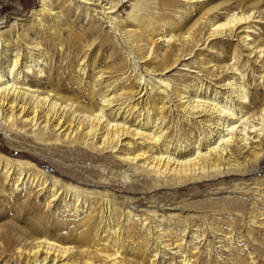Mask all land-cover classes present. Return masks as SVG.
I'll list each match as a JSON object with an SVG mask.
<instances>
[{
	"label": "bare ground",
	"instance_id": "bare-ground-1",
	"mask_svg": "<svg viewBox=\"0 0 264 264\" xmlns=\"http://www.w3.org/2000/svg\"><path fill=\"white\" fill-rule=\"evenodd\" d=\"M128 1L37 0L28 20L17 8L1 23L0 132L54 175L85 180L64 186L32 157L0 154V264H173L162 252L199 264L185 231L86 188L264 173V0H131L125 17ZM186 57L199 71L177 84L168 74Z\"/></svg>",
	"mask_w": 264,
	"mask_h": 264
},
{
	"label": "rangeland",
	"instance_id": "rangeland-1",
	"mask_svg": "<svg viewBox=\"0 0 264 264\" xmlns=\"http://www.w3.org/2000/svg\"><path fill=\"white\" fill-rule=\"evenodd\" d=\"M36 6L37 0H0V27L2 26L1 23L3 20H5L4 23L7 25L6 28L13 22L15 16L14 9L23 8V12H25L24 18L28 20L31 15L30 11ZM130 6L131 0L124 4L125 9L123 8L122 16L126 17L129 14L131 10ZM106 27L103 20H98L93 23L94 30L95 28L96 30L102 28L103 33L106 32ZM108 37L109 39L110 37L113 38V35L109 32ZM113 48L118 61L124 63L120 58L122 57L123 60V56L126 55V53L121 51V46L117 47V45L114 44ZM117 48L119 51L116 50ZM203 50L204 47H201L194 55H202L211 60L212 58L206 55L204 52L205 50ZM117 52H119V54ZM123 53L125 54L123 55ZM187 59L190 60L187 61ZM183 63L187 68L185 67V69H183L184 67L181 68L178 66L175 72H170V74H168L171 76V80L177 84L183 83V81L186 82L188 79L192 78L194 73H197L196 71H199L198 63L194 62L193 58L186 57ZM156 77L157 76L152 77L153 79L151 82H156L157 80H154ZM200 77L201 80L206 82V79L201 76V74ZM154 85H156V83H153V86ZM0 150L2 156L13 160L23 161L28 160L24 158V156H28L29 158L32 157L40 165L47 167L42 170L49 171L48 173L51 176H53L54 173L50 172V168L51 171H57V169L51 167L48 161L42 159L38 160L36 156L31 155L27 151L12 149L6 142L2 132H0ZM76 173L75 175H67V179L80 180L83 183L85 176L80 172ZM58 175L59 174L54 175L56 180H60L64 186L65 184H72L69 180L64 178L66 176L61 174ZM241 176L242 175L232 176V174H230L222 179L221 176H219L211 182L186 183L181 186L177 185L172 187L164 186L158 188L150 184H141L130 186L131 189L130 187L121 186L119 183L111 182L110 188L105 187L107 186L106 183H101L102 185L88 186L86 189L88 192H93V190L97 192L96 196L93 194L95 198H98L100 195H113L116 197L115 202H117V204L134 203V205L147 211V215H149L151 220L161 225V228L175 227L176 229H174V231H185L186 236L182 244L183 250L187 251L192 246L196 247L197 254L195 257L199 254L197 257L199 264H248L249 261V264H264V243H261L264 242V226L261 225V223H264L262 220L264 219V173H259L253 178ZM80 186L84 188V185L81 183ZM33 200L31 201L32 210L30 206L27 210L30 213L33 211H35L33 213H37L39 206L43 204V199L41 198L39 200V204ZM58 207L61 212L62 207L60 205ZM11 211H9L11 215L20 218L18 212L16 213L13 209H11ZM59 211L53 216L59 217ZM254 212H256V214ZM259 214H263L260 219H258V216H260ZM47 216L49 221L53 219L51 214ZM21 217L22 219H20L22 221L26 220L24 222H28L25 215H21ZM160 229H157V231ZM220 231H224L225 234L227 233L226 240L221 238ZM185 234L182 233V236ZM193 236L195 238H193ZM149 244H151V242ZM152 247L155 251L159 252V249H156L154 246H151L150 249H152ZM162 255L163 258L165 257L164 260L168 259V261L176 264V256H174L172 252H162ZM218 255L220 257H218ZM236 256L238 257L236 258Z\"/></svg>",
	"mask_w": 264,
	"mask_h": 264
}]
</instances>
